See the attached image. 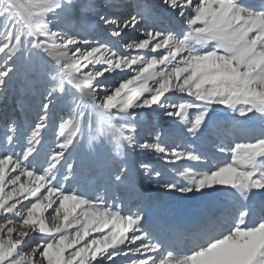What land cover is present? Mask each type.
<instances>
[{
	"label": "snow or ice",
	"instance_id": "snow-or-ice-1",
	"mask_svg": "<svg viewBox=\"0 0 264 264\" xmlns=\"http://www.w3.org/2000/svg\"><path fill=\"white\" fill-rule=\"evenodd\" d=\"M0 264H264V0H0Z\"/></svg>",
	"mask_w": 264,
	"mask_h": 264
}]
</instances>
